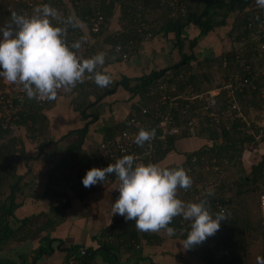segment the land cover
Segmentation results:
<instances>
[{
  "label": "trees",
  "instance_id": "16d2710c",
  "mask_svg": "<svg viewBox=\"0 0 264 264\" xmlns=\"http://www.w3.org/2000/svg\"><path fill=\"white\" fill-rule=\"evenodd\" d=\"M170 1L110 0L107 2V0H100L103 14L109 17L110 21L114 18L119 24V28L113 30V32L111 31V33L108 32L105 36L103 34L108 28L110 21L108 26L102 28L98 33L92 32L90 27H88V31H84L81 27L78 28H81L85 35L96 41V50L97 46L101 43V52L106 53L107 58L111 56V60L118 61L125 60L117 51L116 45L118 43H121L129 51L130 58L145 41L153 40L161 33L165 37L169 32L175 34L174 40L178 41L176 47L180 53V58L172 66L154 69L139 77H123L118 82L120 86L131 92L132 97L138 98V105L153 107L156 98L155 96H150L148 90L151 82L157 79L178 83L179 88L183 91H187L191 85L200 88L207 81V89H211L220 85L213 83V66L215 63H219V70L222 67L226 70L235 66L238 68L237 74H245L248 77H250V74L254 70L252 66L254 62L250 58H257L260 60V66L264 65V47H262L264 45V36L256 38L254 35L258 28V21L255 27L249 28L250 17L252 20L258 18L252 8L254 0H183L186 4V10H180L176 7L177 5L170 4ZM45 3L58 9L62 16H74L80 24H87L93 4L91 0H46ZM193 3H196V5L193 6ZM23 6L22 0H6V3L1 6L3 9L0 12V27H3L10 20L12 11L20 12ZM177 20H180L181 23L178 24ZM197 20L198 23L196 22ZM142 21L145 22V25L141 24ZM191 25L196 26V34L188 29ZM139 28L141 29L140 31ZM210 33H214L217 40H220L226 34L227 37L235 42L231 45L230 49H221L216 55L203 56L196 50L199 47V43L201 44L203 39ZM92 52H89L85 58L94 55ZM249 63H251V66L247 70L245 69V65H249ZM180 74H183V77L179 78ZM92 84L94 89L90 93L95 97L96 104H99L107 96L108 91L112 90V87L100 88L94 83ZM263 91L264 71L262 73L258 72L257 76L253 78L249 89H244L236 95L239 102L243 100V102L248 104H252L251 101L253 103L255 101H262L264 103ZM85 92L87 93L86 89ZM250 92L252 95L246 96ZM256 95H258L259 99L252 100ZM244 96L246 97L245 99ZM51 103L52 101L49 104ZM32 104L29 103L27 105L29 109L26 108L20 112V123H29L31 120L33 122L32 129L42 132V127L36 119L38 109H33L35 107L30 108ZM202 106H204L203 102L192 105L189 110L190 116H192L196 107ZM234 112L236 111L231 109L227 92L223 90L216 96L215 105L200 110L196 135L192 136L188 130H184L178 135L171 136L168 139L170 143L169 148L159 152L157 157L152 161L153 163H159L170 154H173L172 152L178 151L176 143L180 140L185 139L192 142L195 139H200L204 142L206 141V144L196 150L184 153V161L181 163L167 167L175 168L182 166L185 168L187 164L192 165L191 160L193 156L198 158L199 167L204 166L206 163L202 158L210 160V162L214 160L211 166L217 170L224 164L236 167L240 163L241 175L239 180H237V194H241L242 190L249 193L259 191V198L255 207H259L256 219L253 218L252 211L254 208H251L248 204L242 206L241 200L236 197L237 195L232 197L231 205L229 204V199H221V202L227 204L228 211L225 214L227 220H224V228L220 227L218 230V234H222V237L218 239L217 245L214 248H209L205 246L201 247L199 244L189 249L207 264H241L249 252V245L252 243L247 238L249 231L262 229L261 234L264 236L263 226H261L264 219L260 212L259 203L260 195L264 194V145L262 146L261 144V142L264 143V125L253 123L252 126H248L241 118L235 117ZM132 113L130 111L128 117ZM210 113L215 114L211 116ZM127 118L123 122L109 127L105 131L104 138L115 134L119 129L123 128L127 123ZM248 128L251 129L247 131ZM86 129L82 128L77 132V138L70 142L54 165L56 173L51 178L49 187L51 194L54 196L61 194V192L64 195L65 191L71 187L82 190L76 180L83 176L84 169L91 162V159L89 161L82 160L80 153L84 143L83 139H86ZM8 134L9 131L0 126V252L7 249L14 240L23 241L43 236L41 238L43 246L38 248L37 254L34 256L35 259L42 250L47 253L51 251L52 247L49 249L47 245L52 239L49 225L54 220L47 218V216V219H45L43 214H37L25 217L17 222L15 211L20 205L17 197L21 189L18 184L22 179L19 167L22 164L25 152L21 149L17 154L19 150L18 144L23 139L15 135L8 136ZM258 136L261 138L257 139ZM251 147L255 148L251 152L255 153L256 157L254 162L249 166L244 159V152L245 150H250ZM95 154H93L92 159ZM79 160H82L80 165H78ZM197 172L196 170L194 173H189L190 176L192 175L194 185L198 184L197 182L199 181L195 176ZM248 184L250 186L245 189L244 186ZM215 201L216 198L213 196L211 202ZM65 208L66 205L63 204L62 213L60 212L59 218L57 217L55 220L56 222L60 223L64 221L66 215ZM215 209L217 208L215 207ZM216 213H218V210H215ZM179 219V216L175 217L169 227L175 229L174 237L179 236L184 240L190 227L184 234L180 235L177 231L178 227H180ZM18 223L20 224L18 225ZM50 227L54 228L55 226L51 225ZM160 239L161 237L158 233L138 231L135 221H126L124 217L116 216L113 222L101 232L100 238L102 245L107 246L114 254L104 249L93 255L84 254L80 251L83 248L82 245L73 244L65 249L66 254L61 264H66L71 255H75L83 264H120V259L123 255L129 254L130 256L140 251L143 240H146V243L158 244ZM220 246L229 249V253L225 256H218L216 251H219ZM90 251L93 252V249H90ZM99 256L101 257L99 258ZM1 263L9 264L10 260L0 256ZM21 264L34 263L33 261L29 262L24 256Z\"/></svg>",
  "mask_w": 264,
  "mask_h": 264
},
{
  "label": "crops",
  "instance_id": "0c3cea01",
  "mask_svg": "<svg viewBox=\"0 0 264 264\" xmlns=\"http://www.w3.org/2000/svg\"><path fill=\"white\" fill-rule=\"evenodd\" d=\"M195 5L196 3H193V6ZM118 25L114 18L111 19L103 36L119 28ZM81 28L84 31L89 30L86 23L81 24ZM188 29L197 33L196 26L191 25ZM211 36L214 40H211ZM174 38L173 32H169L166 37L161 33L155 39L142 43L138 51L127 60H111V56L106 59L104 67L112 74L114 82L108 86L112 87V90H109L103 99L106 105L104 109L101 108L104 105L103 101L96 104L95 97L90 93L93 90L87 89L91 81L86 79L84 83L78 84L71 90H61L57 99L51 104H49L51 101L42 106L32 104L30 108L38 109L36 119L42 127V132L32 129L31 120L29 123H20V118L17 120L21 128L17 132L9 131L8 134V136L15 135L23 139L18 144L17 154L21 149L25 152L19 167L22 179L18 184L21 189L17 200L20 205L15 211V218L18 222L31 215L43 214L45 219L52 218L54 222L49 225L52 238L47 245L49 249L52 247L49 253L41 249L42 252L37 255V258L33 257L38 248L43 246L41 244L43 236L23 241L14 240L7 249L0 252L1 257L10 260L9 264H21L23 255L34 264H61L66 254L65 249L73 244H80L89 251L93 249V254L102 249L101 232L113 222L116 216H120H112L111 212V205L119 197V192L115 189L117 182L89 193L83 192L80 188L71 187L65 191L64 195L61 192L54 196L49 190V182L56 173L54 165L70 142L77 138V132L82 128H87V134L86 139H83L81 159L89 161L92 158L99 142L104 138L105 131L123 122L132 111L133 105L137 103L138 98L132 97L131 92L120 86L118 82L123 77H139L148 71L172 66L180 58L176 47L178 41ZM228 39L230 38L224 34L220 40H217L214 33H210L201 44L199 43L200 49L196 51L201 52L207 49L212 55H216L221 49H230L227 45ZM100 45L101 43L97 46V50L96 47L93 49L92 53L101 52ZM26 108L28 107L24 109ZM65 115H70L68 123L60 122V118L59 122L55 121V118ZM57 125L61 126V129ZM172 153L159 164L167 167L184 161L183 154L178 151ZM248 153L250 155L251 152L247 151ZM82 160L78 161V165ZM63 198L66 202H63ZM63 204L66 205V215L64 221L59 223L55 220L59 218L60 212L62 213ZM51 225L55 227L52 228ZM158 234L161 237L158 244L146 243L147 241L143 240L140 251L130 256L123 255L120 264H207L189 249H183L179 242L183 241L181 237L169 235L165 230H161ZM112 254H114L113 251Z\"/></svg>",
  "mask_w": 264,
  "mask_h": 264
},
{
  "label": "clouds",
  "instance_id": "9594fccd",
  "mask_svg": "<svg viewBox=\"0 0 264 264\" xmlns=\"http://www.w3.org/2000/svg\"><path fill=\"white\" fill-rule=\"evenodd\" d=\"M256 3L264 8V0ZM70 27L79 28L81 24L72 15L62 16L48 3L37 5L31 13L12 11L10 20L0 27V78L19 87L29 100L49 102L56 100L61 90H71L86 79L100 88L111 85L113 76L104 67L106 53L84 58L81 49L87 43V36L69 42ZM155 136L154 128H141L135 143L143 147ZM135 161L134 155H123L107 167L89 169L83 178L82 183L88 188L115 176L119 197L111 205L112 216L135 221L138 231L165 230L169 235L175 234V229L169 227L174 218L182 217L190 222L186 239L179 241L184 250L215 235L221 221L227 220L223 209L212 213L210 191L198 202L179 198L181 189L187 191L193 185L189 170ZM257 259L258 264H264V258Z\"/></svg>",
  "mask_w": 264,
  "mask_h": 264
},
{
  "label": "built area",
  "instance_id": "2783aa9c",
  "mask_svg": "<svg viewBox=\"0 0 264 264\" xmlns=\"http://www.w3.org/2000/svg\"><path fill=\"white\" fill-rule=\"evenodd\" d=\"M24 6L23 11L31 13L33 8L37 5L44 4L46 0H22ZM93 2L91 7L90 15L88 16V27L94 33H98L102 28L108 26L110 18L105 16L100 7V0H91ZM110 0H107L109 2ZM170 4L177 5L180 10H186V4L183 0H171ZM252 8L257 14L258 18L255 20L251 19L249 28L256 26L258 21V28L254 35L256 38L264 36V8L257 5L256 0L252 3ZM145 25V22H141ZM141 29L139 28V31ZM81 36H85L82 29L69 28L68 29V40L69 42H74L78 40ZM87 43L82 46L81 52L83 57L92 52L95 48V42L88 35ZM264 47V45H262ZM117 51L126 60L129 58L130 53L126 50L121 43L116 45ZM264 69V65L262 67ZM245 69L249 70L250 65L246 64ZM258 70H253L250 77L245 76V74H237L235 79H229L224 81L216 88H211L207 90H202L198 86H190L187 91H183L179 88L178 83H171L168 80H154L148 90L150 96H155L153 107L138 105V102L133 105L132 114L127 118L126 125L119 129L115 134L103 138L97 147L96 154L90 162V165L84 169V174L76 182L80 184L82 190L85 193L97 191L110 183L117 182L114 175L109 176L104 183H98L91 187H84L82 181L87 171L93 167H107L110 163H114L118 158L123 155L131 154L136 157V163H149L152 162L159 152L162 150H167L169 148V138L188 130L192 136L196 134V126L199 121V113L202 108L207 109L216 103V96L220 94L223 90L227 92V97L230 102L231 109L237 111L241 116V105L239 103L237 93L242 92L244 89H249L252 85V80L257 76L258 72H263ZM183 77V74L179 75V78ZM94 81L88 86V90L94 89ZM95 84V83H94ZM96 85V84H95ZM264 97V91L262 92ZM49 101H37L29 100L26 93L20 90L16 85H10L4 82L3 78H0V126L8 131L17 132L21 128L19 127L17 120L20 118V112L23 111L29 103L44 104ZM198 102H203L204 106L196 107L190 116L189 110L192 105H196ZM215 114V113H214ZM210 113L211 116L214 115ZM260 116L263 118L254 124L264 125V109L261 110ZM239 117V116H238ZM247 124L250 125L248 119L243 114V117ZM141 128L145 129H155L156 136L150 142H146L143 147L138 146L135 143V136L138 134ZM261 137L258 136L257 139ZM177 146V143H176ZM203 161L207 159L202 158ZM192 165H186L185 169L189 170V173H194L199 167L198 158L196 156L192 157ZM214 161V160H212ZM212 192L213 195L209 196L208 199L212 201V197L215 196L216 201L211 202V211L215 214V210L220 212L221 209L227 213V204L221 202L222 196H219V192L216 189L209 187H201L200 185L193 184L190 189L184 191L183 189L179 192V198L186 202H198L199 199L204 197L206 192ZM63 201H66L63 198ZM215 207L217 209H215ZM260 212L264 219V194L261 195L260 199ZM180 227H178V233L180 235L184 234L190 227V222L183 220L182 217L179 219ZM225 221H221V227L224 228ZM223 228H221L223 230ZM222 237L219 235L218 231L215 235L208 237L202 244L201 247L214 248L217 245L218 239ZM229 253V249L224 246L219 247V251H216L218 256H225ZM67 264H83V262L78 259L75 255L69 257Z\"/></svg>",
  "mask_w": 264,
  "mask_h": 264
},
{
  "label": "rangeland",
  "instance_id": "374dc122",
  "mask_svg": "<svg viewBox=\"0 0 264 264\" xmlns=\"http://www.w3.org/2000/svg\"><path fill=\"white\" fill-rule=\"evenodd\" d=\"M5 3H6V0H0V12H2L1 10L3 9L1 6L4 5ZM212 39H213V36H211V40ZM227 43H228L227 45L229 46L228 48H231L232 47L231 46L232 40L228 39ZM186 47H188V46H186ZM197 49L199 50L200 48L197 47ZM209 52H210L209 50L205 49V50L201 51L200 53L203 55H212L211 52L210 53ZM250 60L254 62V64L252 66L255 70H258V71L264 70L262 68L263 66H260V60H258L257 58H252V59L250 58ZM249 65L251 66V63H249ZM213 67H214L213 68V79H214L213 83L214 84H221L224 81H228L229 79L235 78L237 76L236 71L238 70V68L235 66H232V68H227L226 70L222 67L219 70L218 69L219 63H215V65ZM207 88H208L207 87V81H205L202 84V86L200 87V89L204 90ZM249 95H252V93L250 92V93L246 94V96H249ZM245 98L246 97L244 96V99ZM257 98L259 99L258 95H256L254 98H252V100L257 99ZM251 102H252V104H248L246 102H243V100L241 102H239L241 105V116L237 111L234 112V116L235 117L239 116L238 118H242L243 114H244L246 116V118L248 119V122L252 126L253 125L252 123H255V122H257L263 118L262 116H260V112H261V109H264V107H263L264 103L262 101H260V102L255 101L254 103H253V101H251ZM102 104H104V105L101 106V108L104 109V107L106 106L105 102L103 101ZM249 105H252V106H249ZM261 105H263V106L261 107ZM57 110L60 111V109H57ZM59 120H60V122L66 124L70 121V115H65V116H60V117L55 118V121L59 122ZM243 121L246 122L244 119H243ZM247 125L250 126L249 124H247ZM58 128L61 129V126H58ZM250 129L248 128L247 131H249ZM205 142L203 140H200V139H195L192 142L183 139V140H180L177 142V148L181 154H184L186 152H190L191 150H196V149L200 148L202 145L206 144ZM261 144H262V146L264 145L263 142H261ZM254 150H255V148L251 147L250 150H245V152H244V154H246L245 155L246 162L248 163L249 166L254 162L255 157H256L255 153L251 152ZM247 151L251 152L250 155H249V153L247 154ZM205 162L206 163L204 164V166L197 168V171H198L197 174L196 175L194 174L196 176V178L199 180L197 183L201 187L207 186L209 188L216 189L220 193L219 196H222L223 198L230 200V203L228 201V203L230 205H231L232 197L234 195H237L236 197L239 198V200H241L242 206L248 204V206L250 205L251 208H254L252 211L253 215H254L253 218L256 219L258 212H259V207H257V208H255V207L257 205V201L259 198V191L258 192L254 191V193L253 192L249 193V192H244V190H242L241 194H237V192H236L237 186H238L237 180H239L240 175H241V171H240L241 164L239 163L238 166H236V167L224 164V165H221V167L217 170L216 168L211 166V163L213 161L210 162V160H207ZM191 177H192V175H191ZM249 186H250V184L244 186V188L246 189ZM261 195H260V199H261ZM259 203H260V201H259ZM261 226H263V230H264V221L261 223ZM261 232H262V229H259V230L253 229L252 231H249L247 238L250 239V241L252 243H251V245H249L250 246L249 252H248L247 256L244 258V260L241 262V264H258L257 258L258 257L263 258L264 236H262ZM23 257H24V255L21 256V259H23ZM21 259L19 258V261Z\"/></svg>",
  "mask_w": 264,
  "mask_h": 264
},
{
  "label": "water",
  "instance_id": "95a60500",
  "mask_svg": "<svg viewBox=\"0 0 264 264\" xmlns=\"http://www.w3.org/2000/svg\"><path fill=\"white\" fill-rule=\"evenodd\" d=\"M193 17H195V16H193ZM196 22L198 23V20H197ZM177 23L180 24V23H181L180 20H177ZM49 183H50V182H49ZM48 186H49V185H48ZM101 248L104 249V250H106V251H109V252L112 253V251H111L107 246H105V245L101 246ZM80 251H81L82 253H84V254H93L91 251H89V250L86 249V248H82Z\"/></svg>",
  "mask_w": 264,
  "mask_h": 264
},
{
  "label": "flooded vegetation",
  "instance_id": "af4514ba",
  "mask_svg": "<svg viewBox=\"0 0 264 264\" xmlns=\"http://www.w3.org/2000/svg\"><path fill=\"white\" fill-rule=\"evenodd\" d=\"M235 41L234 40H232V44L234 43Z\"/></svg>",
  "mask_w": 264,
  "mask_h": 264
},
{
  "label": "bare ground",
  "instance_id": "6f19581e",
  "mask_svg": "<svg viewBox=\"0 0 264 264\" xmlns=\"http://www.w3.org/2000/svg\"><path fill=\"white\" fill-rule=\"evenodd\" d=\"M208 111V110H207ZM254 122V121H253ZM253 124V123H252ZM251 126V125H250ZM247 127V126H246ZM91 160H92V158H91Z\"/></svg>",
  "mask_w": 264,
  "mask_h": 264
}]
</instances>
